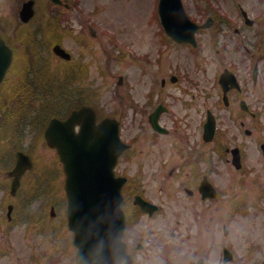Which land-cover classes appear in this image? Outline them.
<instances>
[{"label": "rangeland", "instance_id": "obj_1", "mask_svg": "<svg viewBox=\"0 0 264 264\" xmlns=\"http://www.w3.org/2000/svg\"><path fill=\"white\" fill-rule=\"evenodd\" d=\"M25 1L27 0H0V22H3L6 34L17 51L20 50L19 58L23 57L29 40H32L35 48L32 47L29 51L34 55L39 49L41 56L31 57L29 64L50 63L47 72L43 73L47 77L40 79L43 84H47L52 78L61 80L67 76L65 98L69 97V71H77V80L75 79L70 90H74L85 103L95 105L103 115L123 119V136L136 143V150L131 154L129 162L146 164L148 193L156 200L162 199L163 181L161 177L152 175L155 171L153 167H159L165 160L170 163L176 161L181 138L187 131L199 136L196 124L205 118L208 108H216L218 112L225 114L217 106L219 93L221 94L218 74L229 63L239 65V72L246 81L250 103L259 114L257 119L246 117L245 127L264 136V129L255 128L256 125L264 127V0H183L194 17L199 16L201 8L208 6L210 2L225 13L231 22L234 21L228 34L214 38L211 32L204 33L198 53H191L181 45L163 44L164 38L159 34L161 26L151 23L157 19L159 0H69L75 2L76 8L66 11L60 17L64 19L61 26L51 22V10L54 9L51 0H37L38 16L31 23H23L19 11ZM238 4L252 18H263L262 23L258 21L246 30L250 42L260 43L263 49L256 48L247 39L241 38L243 34H235V26L241 23ZM90 30L97 34L93 36ZM262 30L263 37L257 36L256 33ZM116 38H119L118 42ZM57 43L72 54L70 60L54 52ZM256 61L260 62L263 70L259 72L258 83H253L252 70H245L239 63L245 62L248 66V62ZM24 67L25 64L21 62L18 69L16 66L10 73V77L13 78L17 71L23 73ZM34 67L32 65L33 69ZM172 73L183 74L182 81L177 85L173 83L164 87L162 79L171 78ZM43 74H39L40 77ZM121 76L124 77L123 84L119 83ZM17 81L18 79L6 87L1 114L6 110L5 118H12L15 125L21 116L28 117L33 123V130L28 128L20 133L17 126L14 132H9L0 119V136L3 135L0 139V173L4 177L0 185V264H76V247L72 244L65 215V173L56 150L48 146L42 132L43 123L59 109L54 106L49 110L47 118L46 114H37V110L27 115L25 100ZM34 81L30 79V84L23 92L29 91ZM196 83L201 86L198 87ZM35 87L37 93L42 92L40 86ZM187 87L188 91L183 89ZM52 95L56 96L57 93ZM188 100L192 105L185 104ZM159 103L171 107V114L164 113L161 116L162 124L170 131L154 137L148 115ZM184 112L192 113L188 129L181 119L172 123V120L177 119L176 116L180 117ZM172 125L175 127L174 132L171 131ZM228 125L231 122L226 117L224 127ZM240 129L238 123L234 125L232 122L233 133H243ZM230 136L231 133L227 137L228 145H231ZM248 139L252 141L253 137ZM176 142H179L180 147H177ZM249 145L250 156L255 153L261 159L257 146L253 142ZM202 146L204 151L208 148L204 141ZM20 147L31 151L36 166L24 177L18 195L12 197L7 171L14 165L16 152ZM215 160L221 170L220 179L229 186L234 175L228 170L227 161L216 157ZM251 171L254 174L263 171L262 162L260 165L257 159L255 163L251 162ZM232 186L237 189V185ZM261 188H264L263 183ZM260 190L258 185H251L252 195H249V189L247 195L254 199ZM10 202L17 205L12 221L7 218V205ZM257 204L251 209L252 216H259L263 209L262 203ZM169 217L171 222L176 219L172 215ZM161 219L160 216L150 226L163 227ZM158 253L150 251L148 247L143 250L145 258L155 255L163 264V255Z\"/></svg>", "mask_w": 264, "mask_h": 264}, {"label": "flooded vegetation", "instance_id": "obj_2", "mask_svg": "<svg viewBox=\"0 0 264 264\" xmlns=\"http://www.w3.org/2000/svg\"><path fill=\"white\" fill-rule=\"evenodd\" d=\"M52 14L58 16L59 12L55 10ZM242 93V87L229 91L230 105L238 106L236 111L241 118L244 116L241 115V105L245 100ZM158 106L151 110L149 117ZM165 110V114H171L169 106ZM229 111L234 120L236 113ZM243 112L257 117L251 109ZM176 118L178 121L181 119L187 129L191 126V112H184ZM240 124L245 125V120L241 119ZM201 127L202 120L196 124L199 136L192 131L185 132L174 163L165 160L159 167H153L155 171L152 175L161 177L163 181L161 200L148 194L145 163L131 164L130 157L125 158L128 154L120 160L118 174L127 177L124 185L127 218L124 240L131 258L124 259L123 264H162L155 255L145 258V247L160 252L163 264H264V191L254 199L247 195L251 183L264 184V152L260 153L259 158L263 171L255 174L251 173L252 157L249 152V143L253 142L261 149L264 137L252 131L244 132L247 137H253L252 141L239 138L236 133L230 136L231 145L226 146L224 152L228 170L234 178L227 186L219 177L221 170L215 157L219 158L221 150L216 141L221 134V139H227L228 133L218 130L214 140L207 142L210 147L203 154ZM172 128L175 130L173 125ZM236 149L238 151L235 153ZM251 176L254 177L253 181L250 180ZM208 182L212 186L205 184ZM233 184L237 185V189H233ZM138 195L155 204L151 212L134 202ZM258 199H262L263 209L259 216H252L251 209L258 205ZM13 205L8 204V208L14 207L12 216L9 213L7 216L10 221L17 208V205ZM169 215L176 218L174 222L170 221ZM160 216L163 227L152 228L150 223ZM159 257L162 256L159 254Z\"/></svg>", "mask_w": 264, "mask_h": 264}, {"label": "water", "instance_id": "obj_3", "mask_svg": "<svg viewBox=\"0 0 264 264\" xmlns=\"http://www.w3.org/2000/svg\"><path fill=\"white\" fill-rule=\"evenodd\" d=\"M33 5V0L25 3L21 13L23 19L28 20L33 15ZM162 10L166 26L183 39H188L191 35L181 31V27L189 23L182 16L184 12L180 0H163ZM54 50L70 58V54L60 45H56ZM11 52L0 35V82L11 62ZM85 116L91 118L86 120L81 132L75 133L74 123ZM118 132V123L114 119H106L96 125L90 107L74 111L65 122L53 119L45 132L48 143L58 148L64 163L68 219L75 233L79 264H100L99 260L104 257L115 264L122 257L119 244L124 229V214L120 208V183L115 182L113 175L114 164L123 149ZM17 155V165L11 171L15 175L13 193L22 173L32 166L27 154L19 151ZM112 219L117 220L116 229ZM115 240L117 245H114Z\"/></svg>", "mask_w": 264, "mask_h": 264}, {"label": "trees", "instance_id": "obj_4", "mask_svg": "<svg viewBox=\"0 0 264 264\" xmlns=\"http://www.w3.org/2000/svg\"><path fill=\"white\" fill-rule=\"evenodd\" d=\"M30 92H34V90L33 89H29V93ZM40 99H41V101L43 102L44 101V98L43 97H40ZM33 109H41V108H43L44 106H31ZM27 109H29V107H26ZM32 113V111L31 110H29L26 114L27 115H30Z\"/></svg>", "mask_w": 264, "mask_h": 264}, {"label": "clouds", "instance_id": "obj_5", "mask_svg": "<svg viewBox=\"0 0 264 264\" xmlns=\"http://www.w3.org/2000/svg\"><path fill=\"white\" fill-rule=\"evenodd\" d=\"M121 264H123V262H121Z\"/></svg>", "mask_w": 264, "mask_h": 264}]
</instances>
